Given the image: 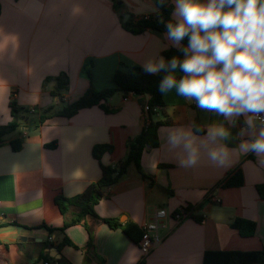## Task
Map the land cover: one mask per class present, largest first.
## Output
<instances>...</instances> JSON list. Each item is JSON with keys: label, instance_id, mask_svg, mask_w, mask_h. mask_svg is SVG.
Returning a JSON list of instances; mask_svg holds the SVG:
<instances>
[{"label": "crops", "instance_id": "0c3cea01", "mask_svg": "<svg viewBox=\"0 0 264 264\" xmlns=\"http://www.w3.org/2000/svg\"><path fill=\"white\" fill-rule=\"evenodd\" d=\"M170 4L174 7V0ZM0 5V127L24 122L0 142V264H140L142 260L203 264L206 252L264 250V199L257 189L264 185V155L245 147L260 123L249 129L246 117L226 119L199 108L174 89L164 94L165 107L156 119L164 120L165 113L172 124L158 129L159 146L141 159L146 177L131 165L127 175L105 191L95 211L101 219L141 228L158 209L173 215L192 206L194 216L203 221L167 219L160 229L162 242L147 257L122 229H111L93 217L86 220L94 234L92 246L83 225L64 233H50L43 227L60 229L80 212L71 207L63 216L55 200L59 195L74 198L101 179L95 146H112L101 162L116 166L148 124V95L117 94L109 102L110 108L118 110L114 114L93 107L72 118L53 117L36 128L45 110L57 112L64 106L52 95L56 78L67 75L70 84L64 100L73 103L91 84L97 91L110 88L118 69L143 68L148 60L163 58L165 50L181 44L174 46L166 33L134 35L124 29V15L122 19L116 6L129 18L156 16V0H0ZM90 62L91 76L86 73ZM176 76L179 79L183 73L177 70ZM12 103L32 113L28 118L22 112L13 114ZM213 127L229 133L227 139L218 140L227 152L223 165L207 154V134ZM173 135L181 138L180 145H173ZM16 140L22 142L19 152L12 149ZM54 142L57 148L47 147ZM184 143L197 149L195 164L187 163ZM239 170L244 184L225 188L223 183ZM210 195L219 202H212ZM236 219L255 222V235L242 237L231 226ZM66 237L77 249L59 248Z\"/></svg>", "mask_w": 264, "mask_h": 264}, {"label": "clouds", "instance_id": "9594fccd", "mask_svg": "<svg viewBox=\"0 0 264 264\" xmlns=\"http://www.w3.org/2000/svg\"><path fill=\"white\" fill-rule=\"evenodd\" d=\"M163 2V0H162ZM173 17L166 37L174 46L186 37L183 58L150 59L143 69L147 74L167 73L159 91L176 94L206 111L231 119L246 117L249 129L260 128L245 147L264 155V0H174ZM179 70L184 75L177 79ZM223 127L207 134V154L211 161L224 164L227 155L218 140L227 139ZM184 140L187 137L183 138ZM173 145L181 138L171 136ZM188 164L196 163L197 149L183 144Z\"/></svg>", "mask_w": 264, "mask_h": 264}, {"label": "trees", "instance_id": "16d2710c", "mask_svg": "<svg viewBox=\"0 0 264 264\" xmlns=\"http://www.w3.org/2000/svg\"><path fill=\"white\" fill-rule=\"evenodd\" d=\"M156 5L159 10V14L156 16H149L136 18L131 17L126 22L123 23L124 29L128 32L139 35L148 31L166 33L165 25L168 22H175L172 14L174 7L172 4L167 3L165 0H156ZM117 10H120L121 18L123 19V14L121 13V7L116 6ZM0 15H1V5H0ZM188 43V38L186 37L180 42V48H169L165 50L162 54L163 58L167 61L172 57L183 58L182 47H186ZM93 63L90 62L89 67L86 69V73L91 76V68ZM124 67V65H121ZM165 72H160L155 75L147 74L142 67L133 66L124 70L122 68L118 69L112 77V86L103 91H97L91 84L87 92L77 101L73 103L65 104L64 94L69 90V78L66 74L56 78L58 84L53 88L52 95L58 97L60 101L64 104L62 110L54 112L53 108H49L44 111L35 123V127L39 128L44 125L48 120L53 117H65L72 118L77 115L83 109H89L93 107H99L107 114H114L118 110L109 107L110 100L117 94H121L124 98L129 95H148L150 97L148 105L150 110L146 112L148 114V124L145 126L141 134L134 139L129 144L130 152L127 157L116 166H106L101 162V157L105 153L112 152L113 147L109 145H98L93 149V156L99 161L102 177L101 179L91 184L84 193L74 197L66 198L63 195L56 197L55 203L58 206L61 214L65 216L71 207H77L80 212L76 214L70 221H66L64 226L60 229L49 228L44 225L50 233L55 231H60L64 233L66 229L74 225H83L90 232L91 236V246L93 245L94 234L91 232L88 224L87 218L93 217L101 220L103 223L107 224L111 229H122L124 234L134 243L139 244L143 233L141 228L133 223L121 224L117 219H101L96 214L95 207L98 203L105 197V191L114 185L118 184L128 173V169L131 165L137 167L139 173L142 177H146L142 166L141 159L143 154L149 149L157 148L159 146L158 129L164 125L172 124L171 118H169L165 113L162 117L164 120H158L157 115L159 111L164 109V94L159 91V83L161 79L166 75ZM184 75V74H183ZM22 112L26 118L32 113L30 109L20 108L15 103H12V113L16 114ZM24 122L18 121L11 123L6 127H0V142L3 138L15 131H17ZM57 142L47 145L48 148H57ZM12 149L15 152H19L22 149V142L16 140L12 142ZM244 184V176L241 170L237 171L230 178L223 183L225 188H236L241 187ZM258 193L262 199H264V185L257 187ZM187 212H191L189 218H193L198 222H202L203 218L199 216H194L195 208L189 206L185 209ZM17 226V223L11 224ZM232 228L237 230L242 237H253L257 230V224L253 221L245 219H236L232 223ZM71 246L77 249V246L69 239L65 238L59 248L62 246ZM140 264H145L142 260ZM203 264H264V250L256 252H206L204 256Z\"/></svg>", "mask_w": 264, "mask_h": 264}, {"label": "built area", "instance_id": "2783aa9c", "mask_svg": "<svg viewBox=\"0 0 264 264\" xmlns=\"http://www.w3.org/2000/svg\"><path fill=\"white\" fill-rule=\"evenodd\" d=\"M165 1L167 3H170L171 0ZM149 110L150 107L149 105H147L145 107V111L148 112ZM245 129L246 127L242 128V130ZM209 199L214 203L219 202L218 198H215L211 195L209 196ZM185 209H187V207L181 208L173 215L169 214L166 209H158L154 212L151 219L147 220L144 224H142L141 230L143 236L139 243V247L145 257H147L162 242L160 229L165 228V222L167 221V219L173 218L177 223H181L191 216L192 213L187 212ZM45 264H49V262H45Z\"/></svg>", "mask_w": 264, "mask_h": 264}, {"label": "water", "instance_id": "95a60500", "mask_svg": "<svg viewBox=\"0 0 264 264\" xmlns=\"http://www.w3.org/2000/svg\"><path fill=\"white\" fill-rule=\"evenodd\" d=\"M122 14L124 15V20L127 21V20L129 19L130 16H129V15H126L125 12H122ZM23 241H26V239L23 238V239H22V242H23ZM57 252H58V251H57Z\"/></svg>", "mask_w": 264, "mask_h": 264}]
</instances>
